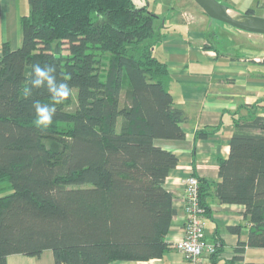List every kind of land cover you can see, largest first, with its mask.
Listing matches in <instances>:
<instances>
[{
    "label": "trees",
    "instance_id": "obj_1",
    "mask_svg": "<svg viewBox=\"0 0 264 264\" xmlns=\"http://www.w3.org/2000/svg\"><path fill=\"white\" fill-rule=\"evenodd\" d=\"M27 3L20 45H0V185L12 189L0 197V264L44 251L54 264L161 258L175 215L164 182L178 159L154 141L182 140L185 116L153 53L162 38L156 14L133 0ZM37 63L55 65L57 80L76 89L45 130L33 124V102L51 104L44 89L31 88ZM233 127L214 193L221 204L243 206L245 217L259 212L260 222L235 248L236 260L246 247L264 249V116H234ZM198 181L206 215L212 185Z\"/></svg>",
    "mask_w": 264,
    "mask_h": 264
},
{
    "label": "crops",
    "instance_id": "obj_2",
    "mask_svg": "<svg viewBox=\"0 0 264 264\" xmlns=\"http://www.w3.org/2000/svg\"><path fill=\"white\" fill-rule=\"evenodd\" d=\"M20 11L17 0H0V45L7 42L14 49L21 43L19 18L25 13ZM182 15L180 20H171L175 23L172 29L160 28L162 38L155 44L153 52L166 64L169 73L163 79L164 86L171 94L174 106L185 116L181 125L185 134L182 140L154 141L155 146L178 159L164 182V188L173 195L175 215L165 237L169 248L161 258L141 264H188L185 255L171 246L183 237L182 181L189 175L212 185L204 198L208 213L203 223L205 240L217 246L218 254L210 258L208 264H264L263 248L246 247L242 257L235 260L238 244L244 243L249 233L260 227L259 212L252 219L244 216L241 205L219 203L213 187L221 182L218 162L229 155L234 116L246 118L250 112L264 116L263 45L260 42L259 54L245 57L242 53L237 54L235 49L238 48L234 46L230 49L225 45L221 47L217 33L208 34L200 28H192L196 24L195 17L189 22ZM236 31L231 35L238 42L250 39L244 32ZM253 44L257 45L256 36ZM252 106L255 109H251ZM201 131L207 133L204 138L197 137ZM43 253L32 258L11 255L7 257V264H39ZM49 257L47 263L54 264L52 253Z\"/></svg>",
    "mask_w": 264,
    "mask_h": 264
},
{
    "label": "rangeland",
    "instance_id": "obj_3",
    "mask_svg": "<svg viewBox=\"0 0 264 264\" xmlns=\"http://www.w3.org/2000/svg\"><path fill=\"white\" fill-rule=\"evenodd\" d=\"M135 5L139 8L145 7L148 11L156 14L157 19L154 22V30L158 31L159 27L165 26L171 27L175 23H172V19L175 18L180 20L181 15L183 18L189 22L195 17L196 24L192 27L194 29H201L208 34L217 33L216 39H218L219 45H223L226 48H231L234 46L236 53L248 57L249 55L259 54L261 50L260 42H262L264 49V36L263 35H253L244 32V36H249L250 39L237 41L231 33L237 32L236 29L219 23L215 20L210 19L194 2L193 0H133ZM220 3L227 6L231 11L235 13H245L248 9L253 10V14L256 17L264 19V0H220ZM17 5L21 8L20 13L27 14L29 12V6L27 0H17ZM179 25V24H178ZM177 26V25H176ZM164 28V27H163ZM255 36L257 38V45L253 44L255 42ZM242 38V37H241ZM235 43V44H234ZM253 44V45H251ZM20 45V44H19ZM73 101L76 100V89L72 90ZM124 102L123 92L121 93V104ZM73 105V104H72ZM72 105L69 106L72 109ZM12 193L7 182L0 185V197L9 195ZM50 254V255H49ZM51 256L50 252L43 253L42 260L39 264H48L47 260ZM52 264V263H51Z\"/></svg>",
    "mask_w": 264,
    "mask_h": 264
},
{
    "label": "built area",
    "instance_id": "obj_4",
    "mask_svg": "<svg viewBox=\"0 0 264 264\" xmlns=\"http://www.w3.org/2000/svg\"><path fill=\"white\" fill-rule=\"evenodd\" d=\"M182 184L185 214L183 237L173 243L171 248L185 255L188 264H208L217 246L208 244L205 240V208L200 202L199 181L195 176L189 175Z\"/></svg>",
    "mask_w": 264,
    "mask_h": 264
},
{
    "label": "clouds",
    "instance_id": "obj_5",
    "mask_svg": "<svg viewBox=\"0 0 264 264\" xmlns=\"http://www.w3.org/2000/svg\"><path fill=\"white\" fill-rule=\"evenodd\" d=\"M30 85L34 89H44L50 97L51 104L34 101L32 105L35 115L34 127L38 130H45L53 123L56 115L55 105L62 104L71 95L72 89L67 82L57 80L56 67L52 64L44 66L39 63L34 64ZM31 88L26 90V94L30 93Z\"/></svg>",
    "mask_w": 264,
    "mask_h": 264
},
{
    "label": "water",
    "instance_id": "obj_6",
    "mask_svg": "<svg viewBox=\"0 0 264 264\" xmlns=\"http://www.w3.org/2000/svg\"><path fill=\"white\" fill-rule=\"evenodd\" d=\"M212 20L226 24L236 30L264 36V19L252 14L235 13L217 0H193Z\"/></svg>",
    "mask_w": 264,
    "mask_h": 264
}]
</instances>
